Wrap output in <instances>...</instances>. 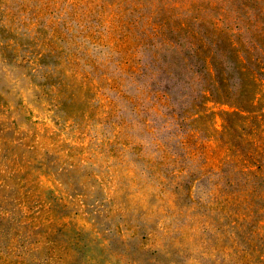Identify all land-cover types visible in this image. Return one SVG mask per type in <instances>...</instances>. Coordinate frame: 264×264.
I'll return each instance as SVG.
<instances>
[{
    "label": "rangeland",
    "instance_id": "374dc122",
    "mask_svg": "<svg viewBox=\"0 0 264 264\" xmlns=\"http://www.w3.org/2000/svg\"><path fill=\"white\" fill-rule=\"evenodd\" d=\"M258 9L264 0H0V252L264 264V126L225 102L189 118L205 82L188 85L200 62L170 32L199 13L201 35L227 51ZM243 82L260 116L264 81Z\"/></svg>",
    "mask_w": 264,
    "mask_h": 264
},
{
    "label": "trees",
    "instance_id": "16d2710c",
    "mask_svg": "<svg viewBox=\"0 0 264 264\" xmlns=\"http://www.w3.org/2000/svg\"><path fill=\"white\" fill-rule=\"evenodd\" d=\"M257 19L253 20V24L249 27L241 28L237 26L236 30L246 32L251 31L247 40H241V33L231 34L234 41L230 39L229 48L227 51L222 49L219 43L204 36L199 32V27L202 25L203 18L200 14L195 15L187 13L182 19H178L174 28L170 31L179 36L190 38L188 49L190 57L197 58L200 62L197 71L191 75L188 85L201 84L204 80L205 84L201 85L197 95L193 98L192 109L189 111V118L207 111V105L210 102L216 104H229L231 107L238 109L239 113H249L246 120L253 124H262L264 120H259V117L264 119V113L260 116L254 114L256 97L250 98L246 95L247 86L244 85L243 77L248 72L258 74L261 80L264 81V12L260 9L256 10ZM242 16L246 21H251L248 12H243ZM153 37L159 36V31L152 29ZM218 56V57H217ZM216 75V80L213 78L212 69ZM261 107L262 106L260 104ZM264 140V131H262ZM259 149V148H257ZM255 149V150H257ZM262 149V148H261ZM264 150V148L262 149ZM28 256H24L18 252H0V264H40L37 259L38 251H27Z\"/></svg>",
    "mask_w": 264,
    "mask_h": 264
}]
</instances>
